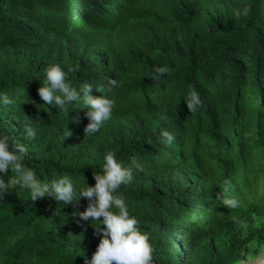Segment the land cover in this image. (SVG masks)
Returning a JSON list of instances; mask_svg holds the SVG:
<instances>
[{"label": "trees", "instance_id": "trees-1", "mask_svg": "<svg viewBox=\"0 0 264 264\" xmlns=\"http://www.w3.org/2000/svg\"><path fill=\"white\" fill-rule=\"evenodd\" d=\"M53 65H79L66 83L115 101L98 132L85 135L82 102L60 111L38 95ZM193 90L202 106L190 112ZM2 94L0 138L25 145L40 182L68 177L79 193L108 152L132 168L114 195L149 236L152 264H238L264 247V0H0ZM87 204L32 202L20 187L0 197V264L91 260L104 225L72 218Z\"/></svg>", "mask_w": 264, "mask_h": 264}, {"label": "clouds", "instance_id": "clouds-1", "mask_svg": "<svg viewBox=\"0 0 264 264\" xmlns=\"http://www.w3.org/2000/svg\"><path fill=\"white\" fill-rule=\"evenodd\" d=\"M249 12L250 9L245 7L243 13L237 10L235 16L239 17L241 14L248 16ZM78 69L79 65L69 66L66 72L59 65L50 66L46 71L44 85L40 86L37 91L45 104L57 107L60 111H67L69 101L82 102L87 109L84 115L89 120L84 132L85 135H92L101 129L105 121L111 119L115 101L102 95L93 96V89L98 92L102 89H96L90 83H85L79 90L66 83L68 72H76ZM154 71L156 75L153 78L159 79L169 69L159 67ZM109 84L111 87H119V83L115 80H110ZM0 101L4 105L12 104V100L7 94L0 95ZM184 102L190 112H195L198 107L202 106L199 93L195 90ZM71 121L80 122L78 117H72ZM24 132L27 138H35V131L30 125L25 126ZM71 135V131L67 130L65 137ZM161 136L164 138V142L169 144L175 140V137L167 131L162 132ZM148 143L150 144L151 141L149 140ZM27 156L28 150L25 145L10 144L7 136L0 138V197L3 198L5 194L20 187L30 190L32 202L47 196L53 198L57 203L62 202L65 205H70L85 198L88 201L86 210L72 213V218L78 225L81 221H88L91 218L92 222L100 221L104 227L96 229V233L101 234L100 242L92 254L91 260L84 259V264H152L153 249L149 243V236L139 230V222L134 216H130L123 197L114 195L121 185L129 183L133 179L132 168L123 167L117 161L114 152H108L105 155L103 173L93 174L95 185L87 186L79 193L74 190L68 177L53 181L50 185L40 182L36 178L35 172L25 167L24 160ZM132 165L137 169L141 167L135 158L132 160ZM9 170L15 175L5 180ZM226 183L228 182L226 181ZM224 203L235 208L238 202L234 199H225ZM101 217L103 220L100 219ZM263 249L264 247L244 261L249 264H264L257 262L260 257L259 253Z\"/></svg>", "mask_w": 264, "mask_h": 264}, {"label": "rangeland", "instance_id": "rangeland-1", "mask_svg": "<svg viewBox=\"0 0 264 264\" xmlns=\"http://www.w3.org/2000/svg\"><path fill=\"white\" fill-rule=\"evenodd\" d=\"M260 257H259V260L257 261V262H261V263H264V249L263 250H261L260 251ZM242 262V263H241ZM243 262L245 263L246 262V264L248 263L247 261H244V260H242V261H239V263L238 264H243ZM249 264V263H248Z\"/></svg>", "mask_w": 264, "mask_h": 264}]
</instances>
